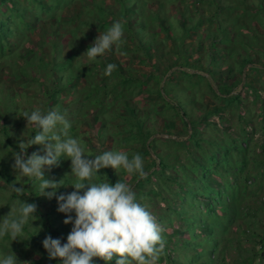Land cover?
Returning <instances> with one entry per match:
<instances>
[{
  "label": "rangeland",
  "instance_id": "obj_1",
  "mask_svg": "<svg viewBox=\"0 0 264 264\" xmlns=\"http://www.w3.org/2000/svg\"><path fill=\"white\" fill-rule=\"evenodd\" d=\"M14 1L19 2L23 8L19 12L25 25L20 27L16 23L19 27L16 31H13L14 27H9L14 33L0 48V106H4L1 111L14 118L13 121L0 118V126L9 128L12 125L8 130L9 137L0 142V154L6 150L11 151L20 140L23 142L24 138L30 136V130L34 127L27 123L23 113L36 108L45 112L52 109L51 103L47 101L50 97L44 96L43 92L52 93L55 88L57 100L64 102L62 110L66 112L65 119L69 121L70 129L77 127L78 131L74 130L76 138L77 132L82 135V139H79L89 159L103 151L119 150L130 155L139 153L144 160L146 176L143 179L135 174H127L122 168L114 170L108 167L99 170L98 175L104 176L97 180L113 178L114 183L120 181L130 184L138 201L147 207L156 220L169 218L167 222L159 223L161 232H181L185 228L183 226L189 227L193 221L191 232L184 229L181 232L182 238L192 241L193 236L199 234L193 242L199 241L200 237L205 240L208 234L213 238V234L221 228L215 226L209 232L210 226L213 223H224L221 220L231 216L224 223L225 233L221 238H213L217 245L209 254L211 263L206 261V253V256L201 257L203 264H255L254 252L260 244L258 241L264 238V87L259 81L252 83L256 89L261 90L259 100L256 98L257 93L239 80L242 75L239 71L247 68L245 65V69H240L239 59L243 56L254 57L257 47L264 45V12L263 8L258 7L261 0ZM56 4L59 8L54 10ZM8 6L7 1L0 4V20L9 15V12H4ZM97 6L108 13L98 16ZM141 7L142 11L138 12ZM214 10L219 15H215ZM56 14V19H53ZM142 17L145 21L140 19ZM116 20L122 25L127 23L126 27L123 26V42L114 45L97 60L89 61L82 54L99 33L106 31ZM128 29L144 32L134 35ZM251 40L255 46L248 45ZM54 55L56 61L73 56L72 62L76 68L79 64H86L89 68L88 73L82 75L84 77L76 80L72 90L64 88L63 83L51 80L50 64L46 63H50ZM30 58L37 64L43 63L46 69L32 72L26 65ZM254 60L260 66L259 57ZM108 63L115 64L118 72L113 70L111 75H105ZM184 72L188 76L197 75L191 78ZM244 72L249 75L252 71L246 69ZM65 73L62 71L59 75L65 76ZM205 77L215 86L208 85ZM166 79H169L168 86ZM84 86L89 98H83L84 115L78 123V114L81 112L77 107L67 109L66 102L73 99L77 90L80 91ZM219 89L222 90L221 95L217 93ZM228 90L229 95L238 96L240 107L238 101L228 104L231 102L230 97H225L229 96ZM167 94L179 108L171 107V102L164 96ZM7 96L12 97L13 103H8L10 105L6 103ZM128 109L131 110L126 115ZM180 111H184L186 116L182 117ZM243 114L248 118L243 122L244 125L237 117ZM91 119L95 122L92 123ZM186 119L189 126L187 122L184 124ZM244 126L245 130L242 129ZM142 127L152 133L155 130L158 137L163 136L159 138L160 142L152 141L153 133V138L147 140V143L152 141L147 145L157 154L155 158L145 153L144 138L147 136L145 134L143 137ZM192 128L195 131L190 136L188 133ZM87 136L90 138H85ZM203 139H209L215 146L211 148L208 143L201 142ZM232 140L240 147V151L235 153L231 149L233 153L228 155L229 163L225 166V157L220 147L231 146ZM210 150V156L214 155L211 160L208 155ZM153 158L155 163L161 161L160 165L164 166L154 168ZM199 158L203 159V165L195 167V164H199ZM2 163L0 157V166ZM70 164V159L62 157L57 164L62 169L61 176L58 173L53 175L67 186L74 180L70 176ZM151 172L154 174L150 175ZM43 175L47 173L43 172ZM198 177L202 180L197 183L189 179ZM14 178L10 174V180ZM46 179L53 181L51 175ZM188 180L193 184L188 185ZM182 182L185 186L180 190L190 189L195 192L192 193L195 201L192 207L207 204L211 200L209 204L216 215L214 220L210 221L211 217H208L199 222L200 211L185 206L191 209L182 214V225L171 213L172 208H180L174 201L176 197L173 191ZM204 187L207 189L202 191ZM0 189V216H4L3 207H10L15 199L11 198V187L5 182L0 181ZM6 199L10 200L9 205ZM39 200L40 205H43L41 209L46 208L50 213L49 198L44 196ZM185 202L192 203L188 199ZM224 205L238 210L232 209L234 213L226 215ZM50 218L52 220L53 215ZM60 220L64 219H56L52 225L63 232L64 228L59 226ZM48 225L45 223V226ZM37 227L40 225L37 224ZM0 241L6 244L7 252L24 246L18 239L10 241L5 237ZM30 253L35 254V251ZM185 253L181 257L178 252H170L169 256L162 252L159 254V261H162L157 264H193L185 258ZM36 256H27L25 262L40 264L38 261L42 257L48 264H52L46 251L41 257ZM248 260L251 263H247ZM97 261L105 263L100 258ZM54 264H58V261Z\"/></svg>",
  "mask_w": 264,
  "mask_h": 264
},
{
  "label": "clouds",
  "instance_id": "obj_2",
  "mask_svg": "<svg viewBox=\"0 0 264 264\" xmlns=\"http://www.w3.org/2000/svg\"><path fill=\"white\" fill-rule=\"evenodd\" d=\"M7 2L10 5L15 2V5L19 7V11H22L23 8H21L19 2L14 0H7ZM58 8L59 5L56 4L53 9L56 10ZM142 9L141 7L138 12L142 11ZM139 14L142 15L141 13ZM57 15L53 19H56ZM140 19L145 21L143 17ZM123 33L122 23L119 20L113 21L106 31L99 33L82 55L89 61L97 60L114 45H119L123 42ZM116 67L115 64L108 63L105 67V75H111ZM242 71L244 72L245 70ZM51 80L54 81V79ZM9 100L11 101L6 102L7 104L13 103L12 97H9ZM88 103H91V101ZM3 107V105L0 106V118L3 121L6 119L13 121V117L1 111ZM22 116L28 124L34 127L35 130L33 132H35V135L32 137L28 135L23 142L20 140L11 151L6 150L0 154L3 159L2 165L9 164L12 166L14 162L13 167L17 170L16 173H13V167L10 169L9 175L15 176L11 180L10 177L8 178L10 183L7 182V178L3 176L0 178V181L11 187L9 190L12 191L11 198L15 199L12 205H9L10 200L6 199V204L10 207H3L4 216H0V239L8 237L10 241L17 239L19 241H27L29 232L45 231V228L41 227V222L43 221L51 227L47 229L45 235L40 237L39 244L45 237L40 247L36 248L33 246L34 249L30 250L35 251V254H31L29 251L28 256H36L38 254L36 257H41L43 252L46 251L48 258L53 259L52 264L57 261L58 264H92L93 259L98 262L97 258L102 259L105 262L104 264L109 262L112 264H157L160 260L159 254L162 253L161 251L164 247L159 226V223L162 222L160 218L156 220L147 207L138 201L136 193L130 184L120 181L114 183L113 178L104 181L96 179L104 176L98 175L99 170L108 167L114 170L122 168L127 174H135L140 179H143L146 173L142 156L139 153L130 155L124 151L108 150L91 156L92 158L89 159V156L84 154V147L81 144L82 141H80L82 135H78L77 132L78 138H75L69 133L71 125L58 109L52 108L45 112L36 108L35 110L24 112ZM134 117H136V114ZM91 120L92 123L95 122L94 119ZM186 122L188 123V120ZM11 128L12 125L9 128L0 126V142L9 137L8 130ZM74 130L75 132L78 131L77 127ZM149 131L142 127L143 137L145 134L147 136L144 139L148 152L145 151V153L151 154L155 158L157 154H154L149 147L150 145L147 144L152 143L154 140L158 141L163 136L158 137L155 135V130H153L154 134ZM11 132L14 133L13 131ZM136 137L142 138L139 135ZM150 137L153 139L150 143H147ZM85 138L90 137L87 136ZM155 148H157L156 145ZM41 152H43L42 155L40 154ZM62 157L71 161L70 176L74 177L73 182L69 183L71 186L62 183V180L59 182L55 181L56 179L53 175L58 173L60 177L61 167L57 166L58 170L55 172L50 171V168L56 166ZM154 158L152 160L154 168L161 166V161L155 163ZM43 172H46L47 175L44 176ZM153 174L151 172L150 175ZM49 175L52 176L53 181L46 179ZM26 177L39 181L38 189L40 195L49 198L50 204L48 203V208L51 210L50 213L46 211V208L41 209L43 205H40V200L36 197L32 200V203L24 202V197L27 196L24 188ZM58 191L61 194H57ZM20 195L22 200H20ZM177 205L180 207V202ZM185 206H188L186 202ZM233 210L237 211L238 209L235 207ZM41 213L46 214L43 215ZM50 215H53L52 220ZM59 217L64 219L59 222V226L63 227L64 230L63 233L56 234L60 229L52 225V222L56 223V219L59 221ZM161 218L164 222L169 219L167 217ZM37 224L40 227H37ZM68 225H71V227ZM54 229L57 232L54 233ZM217 233L218 231L213 235ZM196 237L198 236L196 235ZM263 240L258 241L259 243L263 242V244L260 243L258 245V249H261V251L260 254L255 255V264L264 263ZM1 245L0 243V248H2ZM41 258L38 261L40 264H48L47 261ZM25 259L22 257L17 260L11 250L0 252V264H19V262L27 264Z\"/></svg>",
  "mask_w": 264,
  "mask_h": 264
},
{
  "label": "trees",
  "instance_id": "obj_3",
  "mask_svg": "<svg viewBox=\"0 0 264 264\" xmlns=\"http://www.w3.org/2000/svg\"><path fill=\"white\" fill-rule=\"evenodd\" d=\"M6 1L7 0H0V4L5 3ZM262 2H264V0H261V2L259 3L258 7L259 8L261 7L260 9L263 8L262 11L264 12V3L261 5ZM42 4H41V6H42ZM96 9H97L98 16H99V14L100 15H104L105 13H108V11H104L103 8H101V7L97 6ZM217 10H219V9H217ZM133 11H134V9H133ZM4 12H9L8 13L9 15L4 20H0V42H1L0 48L1 49L7 43L8 38L13 35V33H14L13 31H16V29H19L17 24H20V27L25 25V22H23L20 19L19 7L15 5V2H13L11 5L9 4V6L6 7V11H4ZM229 12L230 11H228L227 13H229ZM109 13L111 14V12H109ZM213 13L215 15H219V12H216V10H214ZM126 25H127V23L124 22L123 26L126 27ZM9 27H14L15 30L11 31ZM128 31L132 32L134 35H137L139 33H143L144 32V31L133 30V29H128ZM237 34L238 35H242L241 33H238V32H237ZM140 43H141V40H140ZM141 44L139 46H141ZM251 44H253L255 46L253 40L248 42V45L251 46ZM138 48L142 49L141 47H138ZM146 48H147V46H146ZM247 48L251 49V47H247ZM257 48H258L256 50L257 53H256V55L254 57L243 56L242 58L239 59L240 60V68L241 69H243V68L245 69V65H246V67H247L246 69L252 71L251 74H249V75H246V73L243 72L242 70L239 71L242 74V75H240V73H239V75H240V79L239 80H242L243 84H245L247 87H249L252 91H255L257 93L256 98L261 100V98L259 96L260 95L259 93L261 92V90L259 91L258 88L256 89L252 85L253 82H258L259 81L261 83V85H262V88L264 87V82L262 81V77L264 76V74H261L262 72L264 73V45H260ZM256 57H259L260 66H259V63L254 60V58H256ZM72 58H73V56H67V58H65V59H62L60 61H56V57L54 55L51 58L52 61L50 63H46V64H50V66H48V67L50 69L49 76L51 77V79H54V81H58L60 83H63L64 84V86H63L64 88L71 89V90L76 86V80H78L81 77V75H84L85 73L87 74L88 71H89V68L87 67L86 64H79V66L76 68V66L74 65V62H72ZM26 65L29 67V69H31L32 72H36V73L39 72V70L40 71H42V70L44 71V69H46V68H44L45 65L43 63L37 64L31 58L26 61ZM62 71L66 72L65 76H60L59 75ZM114 72L117 73L118 69H116ZM184 74H186L187 77H191V76H194V75L196 76L197 75V74H192V75L188 76V73H185V72H184ZM242 76L244 78H242ZM167 77H169V76H167ZM164 78H166V74H165ZM90 79H92V78L90 77ZM205 79L207 80V84L208 85L214 87V84H211L207 77H205ZM263 79H264V77H263ZM168 80L169 79L165 80L167 86L169 84ZM122 81H123V83L125 82V80H123V79H122ZM170 84H172V83H170ZM231 86H232V84H231ZM215 89H218V88H215ZM215 89H214V92H215ZM225 89H228V88H225ZM84 90H86L85 86L82 87L80 91L77 90V93L75 94V97L73 99H71L70 101L66 102V103H68L67 109L69 107H71V109L73 107H77L79 109V111L81 112L80 114H78L79 115V118L77 119L78 123H80V117H83V115H84V113H83V108H84L83 107V98H86V99L89 98V94L86 95ZM220 90L221 89H219L218 92H217L219 95L222 94V90L221 91ZM229 90H228V92H229ZM53 91L54 92H52V93H46L44 91L43 95L50 97V98H47V101L51 103V105H52L51 107L52 108H56L63 115L64 114L66 115V112L64 110H62V109H64V102L57 100V97H56L57 93H56V89L55 88L53 89ZM228 92H227V94L229 95L230 92L229 93ZM225 97H230V99H231V102H229L228 104L238 101L239 102L238 106L240 107V101L238 100V96L237 95L236 96H234V95H229V96L225 95ZM166 98H167V101L171 102V107L172 108H174V109L179 108L178 104L175 101L171 100L170 95L167 94ZM8 101H11V100H9V97H7V102ZM52 101H53V103H52ZM84 106L86 107V105H84ZM130 110L131 109H128L126 111H130ZM181 113H182L183 117L186 116V113L184 111H181ZM237 117H238V121L240 123H243V122H245L248 119L244 114L243 115H237ZM74 121H75V119H74ZM186 121L187 120L184 121V124L186 123ZM244 124L245 123H243V125ZM242 129L245 130L246 127L244 126V128H242ZM34 130H35L34 128H32L30 130V137L35 135V132H33ZM194 131H195V128L190 129L189 135L191 136L194 133ZM69 133L76 138V134L74 133V129H70ZM77 138H78V136H77ZM168 139L172 140V141H175L172 138H168ZM201 142L208 143V145L211 148H212L213 145L215 146V143H213L209 139H203V140H201ZM177 144H182V143L177 142ZM231 149L235 153H238L240 151V147H238L236 145L234 140H232L231 146L229 145V147L227 146V148L225 146L224 147H222V146L220 147V150L222 151V153H223V155L225 157L224 163H223V164H225V166L229 163L228 155L231 154V152L233 153V151ZM211 152L212 151L210 150V152L208 154L209 156H210ZM40 154L42 155L43 152H41ZM213 156L214 155L212 154L209 157L210 160L213 158ZM198 162H199V164H195V167H199L201 164L203 165V159L199 158ZM13 164H14V162L12 163V166H10L9 164H4V165H2V167L0 169V178H2V176L4 178H7V182L8 183H10V180L8 178L10 177L9 173L11 171L10 169L13 167ZM57 166L58 165L52 166L50 168V171L51 172L57 171L58 167H59V166L58 167ZM161 166H164V165H161ZM180 168H183V167L180 166ZM162 169H164V168H162ZM16 171L17 170L14 169V167H13L12 168V172L16 173ZM26 179L27 180H24V181L26 182L27 186L25 185L24 188L26 189L25 191L27 192V196L24 197V202L32 203V200L35 197L37 199L43 198L44 195H40L39 189H38L39 181L35 180L34 178H27L26 177ZM59 179L60 178L57 177L55 181L58 182ZM189 179L192 180L194 183H197L198 181L202 180L201 177H198L197 179H192V178H189ZM190 180L187 181L188 185L189 184L190 185L193 184L192 182H189ZM203 180H204V182L206 181V179H203ZM15 184H17V183H15ZM184 186H185V184L182 182L176 187L177 189L173 191L174 197H176V200H174V201H176L177 203L180 202V205L181 204H184V205L180 206V208L176 209V210L174 208H172L173 210H171V213H173L176 216V218H180L179 220L182 221V225H183V220H184L183 217H182V214L188 212L191 208L200 211L199 212V217H198L199 218V222L200 221H205L208 217H211L210 221L214 220L216 215L214 214V209L209 204V202H211V200L207 204H200L199 206L196 205V206L192 207L193 202H195L192 193H195V192H192L190 189L180 190V189L184 188ZM205 189H207V187H204L202 189V191H204ZM202 191H201V194L203 195L204 192H202ZM57 194H61V192L58 191ZM186 199H188L189 202H192V203H186L188 206L191 207L189 209L185 208ZM20 200H22V196L21 195H20ZM232 209H233V206L227 207L225 205H224V208H223V210L226 213V215H230V214L234 213V211ZM230 217L231 216L225 217V219L221 220V222L227 223L228 220L230 219ZM160 220L162 221V223L164 222V220L162 218H160ZM187 222L188 221H186V223ZM191 222H193V221H191ZM191 222L189 224V227H186V225L183 226L185 228H182L181 232H184L183 229L185 231H190L191 232L192 228L194 227V226L191 225ZM44 223L45 222L41 223V227L45 228L44 232H37V231H35V232L32 231L31 233L29 232V234H28L29 238L27 240L28 242L27 241H21L24 244L23 247H19V248H15V249L11 250V252L14 253L16 257H18V258H22V257L27 258V256L29 255L28 250L30 251L31 249H34L33 246L36 247V248L40 247V245L42 244V241L45 239V237H43V240L39 244L40 237L45 235L47 229L51 227L50 225L45 227ZM224 223H220V222L213 223L210 226V228L208 229L209 232H212L211 229L213 227H215V226L221 228V230L218 231L217 234L213 235L214 239L219 237V236H221V234L223 235L225 233V231H223V229L225 227ZM53 231H54V233L57 232L55 229ZM181 232H180V230H173L171 234H166L164 232H161V236H162V239L164 241V247H163V250L161 252H164L165 254H167V256H169L170 252H178V254L182 257L184 255V253L186 251H188L187 253H185V258L190 259V261L193 264H197V261L198 262H202L201 264H203L204 261L202 260L201 257L206 256V253H207L208 254V259L206 261H209V263H211V259L209 257V254L212 253V251L214 249H216V247H214V245H217L216 240H214L212 237H209V234H208L207 237L204 236L205 240H201V238L203 239V237H200L199 241L193 242L196 239V236H193V241L192 240H188V239H185V238L181 237V235H182ZM60 233H63L62 230L57 232L56 234H60ZM197 236H199V234H197ZM261 239L263 240V238H261ZM0 243H2V245H1L2 248H0V252H7L8 248H5L6 244L3 243V241L0 242ZM260 243L263 244V242H260ZM197 248H199V249H197ZM196 250H199V252H196ZM260 251H261V249H257V250H255L254 254L255 255L256 254H260ZM181 252H183V253L181 254ZM41 259H44V258H41ZM50 260L52 261L53 259H50ZM161 261H159V262H161ZM249 262L251 263L250 260L247 261V263H249ZM92 264H95V262H92ZM96 264H104V263L96 262ZM108 264H112V263L109 262ZM175 264H179V263H175Z\"/></svg>",
  "mask_w": 264,
  "mask_h": 264
}]
</instances>
